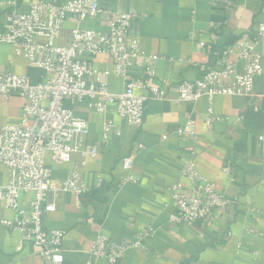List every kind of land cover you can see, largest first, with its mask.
<instances>
[{
  "label": "crops",
  "instance_id": "crops-1",
  "mask_svg": "<svg viewBox=\"0 0 264 264\" xmlns=\"http://www.w3.org/2000/svg\"><path fill=\"white\" fill-rule=\"evenodd\" d=\"M49 0H0V33L4 32V14L16 10L27 14L32 4ZM61 3L73 0H59ZM234 6L226 8L224 2ZM105 10L134 16L131 34L140 42L147 56L160 59L153 65L155 77L148 81L165 97L152 100L145 111L142 125L134 127L116 115L90 112L87 103L66 104L73 115L89 123L83 147L96 146L95 158L75 154L69 163L47 164L52 178L60 183L71 172L80 175L87 193L80 203L70 194L55 198L57 210L44 218L51 233H64L63 264H88L90 251L99 236L110 244H138L126 251L115 264H264V98L254 101L242 96H218L196 104L178 102L179 84L201 80L209 70L220 69L222 52L235 45L244 35L255 33L264 25V0H99ZM214 3H216L214 5ZM74 23L65 24L60 44L70 42ZM81 28L104 32L106 28L87 19ZM204 45V46H203ZM262 74L254 79L256 94H264V47ZM93 69L108 71L109 91L120 94L125 87L114 73L109 57L88 59ZM235 61V57H232ZM243 64L238 63L241 72ZM0 73L29 77L39 83L46 77L31 67L11 45L0 43ZM132 77L146 80L145 69L134 68ZM138 94H143L137 91ZM25 100L13 97L0 103V128L20 123ZM209 109L223 120L207 125ZM112 121L120 135L103 141V124ZM189 120L195 122L197 140L179 136L178 130ZM124 158H132L129 174L123 170ZM211 181L216 190L233 204L224 212H215L207 222L177 225L170 222L175 213L169 187L179 183L182 190L190 187L181 178L184 163ZM230 169L225 175L223 170ZM128 175L137 182H124ZM9 179L7 169L0 168V184ZM33 194L20 197L19 209L30 214ZM20 210L8 209L0 201V264H44L37 248L25 241L14 226ZM93 264H109L105 259Z\"/></svg>",
  "mask_w": 264,
  "mask_h": 264
},
{
  "label": "built area",
  "instance_id": "built-area-1",
  "mask_svg": "<svg viewBox=\"0 0 264 264\" xmlns=\"http://www.w3.org/2000/svg\"><path fill=\"white\" fill-rule=\"evenodd\" d=\"M224 5L228 9L234 6L228 1ZM87 19L98 21L106 31L82 29L81 24ZM133 20L132 14L103 9L99 0L67 3L49 0L32 4L27 14L14 9L4 14L0 43L14 47L19 56L24 57L31 67L40 69L46 78L32 83L27 76L0 73V103L13 97L26 102L20 123L0 128V168L9 173L8 182L0 184V201L16 211L20 210L21 195L33 194L30 214L20 210L14 223L3 221V225L14 226L22 232L25 241L37 248L44 264H63L64 260V233H49L44 227V218L57 210L55 198L59 194H70L80 203L87 193L77 172H71L67 179L56 183L47 158L50 157L52 164L59 165L69 163L75 154L95 158L100 153L96 146H82V140L89 132V123L76 118L66 104L87 103L90 112L101 116L113 109L128 125L140 127L149 102L165 99L148 83L155 77L153 65L160 58L149 57L141 51L139 40L130 31ZM69 21L75 26L70 42L63 45L60 41ZM258 47H264V25L225 49L220 69L209 70L201 80L179 84L178 102L194 105L202 98L211 103L218 96H242L249 99L252 109L257 110L253 102L264 98V94H256L253 89L254 79L262 74L263 51ZM100 55L109 57L115 75L124 80L125 87L120 94L109 91V72L93 69L87 60ZM238 63L244 65L241 72L237 69ZM136 67L145 69L146 80L132 77ZM207 115L209 126L223 120L213 115L212 109ZM112 133L119 136L120 128L106 120L103 124L104 143L109 141ZM177 134L196 141L195 122L187 121ZM260 142L263 145L264 135ZM122 167L129 174L134 160L124 158ZM223 173L229 175L230 169L225 168ZM181 178L189 181L190 187L182 190L179 183L169 187L171 203L175 207V213L170 217L172 224L207 222L215 212H224L233 204L196 170L193 163H184ZM124 182L136 183L137 180L128 175ZM139 246L140 243L113 245L104 236H99L90 251L88 264L101 259L115 264L126 251Z\"/></svg>",
  "mask_w": 264,
  "mask_h": 264
}]
</instances>
